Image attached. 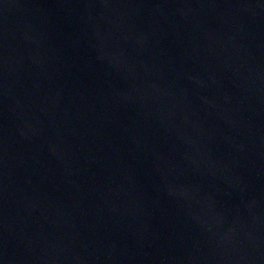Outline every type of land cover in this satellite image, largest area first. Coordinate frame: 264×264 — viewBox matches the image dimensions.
Returning <instances> with one entry per match:
<instances>
[{
	"label": "water",
	"instance_id": "water-1",
	"mask_svg": "<svg viewBox=\"0 0 264 264\" xmlns=\"http://www.w3.org/2000/svg\"><path fill=\"white\" fill-rule=\"evenodd\" d=\"M0 264H264V0H0Z\"/></svg>",
	"mask_w": 264,
	"mask_h": 264
}]
</instances>
